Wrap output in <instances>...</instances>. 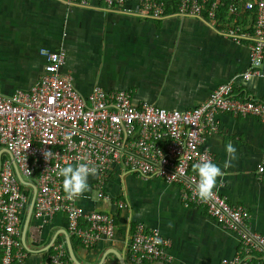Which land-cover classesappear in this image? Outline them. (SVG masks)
Returning <instances> with one entry per match:
<instances>
[{
    "label": "crops",
    "instance_id": "0c3cea01",
    "mask_svg": "<svg viewBox=\"0 0 264 264\" xmlns=\"http://www.w3.org/2000/svg\"><path fill=\"white\" fill-rule=\"evenodd\" d=\"M224 1V8L218 7L212 19L171 14L146 20L96 2L0 0V93L8 95L34 84L44 63L40 50L61 48L64 61L59 72L70 77L81 96L93 86L104 91L120 89L128 91L135 103L181 111L198 105L217 85L233 78V94L264 101V54L249 65L246 43L220 34L227 28L251 33L252 14L242 9L241 1L246 0ZM168 8L167 14L174 13L175 7ZM251 66L260 75L242 78ZM216 120L217 132L202 143L212 156L207 167L211 184L228 203L242 205L249 228L264 235V179H258L254 170L264 161V123L226 113L218 114ZM94 179L93 174L78 173L71 166L62 171V189L74 206L113 217L112 238H101L91 247L78 243L72 247L78 262L76 253L90 264H117L114 252L130 264L123 248L135 222L169 239L170 264H216L236 251L231 233L201 208L181 204L177 186L113 167L104 178L105 198H99ZM118 200L124 208L116 207ZM38 222L29 218L24 232L26 244L35 253L63 236L64 229L60 214L46 219L44 226Z\"/></svg>",
    "mask_w": 264,
    "mask_h": 264
},
{
    "label": "built area",
    "instance_id": "2783aa9c",
    "mask_svg": "<svg viewBox=\"0 0 264 264\" xmlns=\"http://www.w3.org/2000/svg\"><path fill=\"white\" fill-rule=\"evenodd\" d=\"M58 1L80 5L96 2L109 10L146 20L171 14L212 19L223 4L221 0H173L169 6L175 7L174 13L167 14L164 3L157 0ZM241 4L243 10L252 14L251 33L227 28L220 34L244 41L251 65L264 54V0ZM39 53L44 63L36 82L8 95L0 93V264H75L68 257L63 236L53 238L38 253L26 244L25 233L21 241L23 218L31 199L29 218L38 220L39 226L55 214L64 217L63 232L71 250L70 238L85 248L101 238L113 237L110 214L85 212L74 206L71 196L63 191L65 166L78 173L93 174V187L99 198H105L104 178L113 167L141 179L155 178L175 185L183 206L201 208L236 238L234 254L216 264H264V235L249 228L248 212L242 205L228 203L212 186L207 173L212 156L202 147L205 137L217 132L216 116L220 113L252 117L264 123V101L233 94V78L217 85L198 105L181 111L135 103L128 91L120 89L104 91L93 86L81 96L70 77L59 72L63 49ZM250 75L260 73L251 66L241 76ZM254 170L258 179H264V161ZM115 205L125 207L120 200ZM169 246V239L156 229L135 222L129 227L123 250L130 264H170L166 253Z\"/></svg>",
    "mask_w": 264,
    "mask_h": 264
},
{
    "label": "water",
    "instance_id": "95a60500",
    "mask_svg": "<svg viewBox=\"0 0 264 264\" xmlns=\"http://www.w3.org/2000/svg\"><path fill=\"white\" fill-rule=\"evenodd\" d=\"M16 175V178L17 180L22 184L23 181L21 180V178L19 177V175L17 173H15ZM32 190H34V188H32ZM32 198V197H31ZM32 200V199H31ZM31 200L29 202V205H28V211H27V214H26V217L23 221V224H22V231H21V241H23V237H24V231H25V227H26V224H27V221H28V218H29V210L31 208ZM62 235H63V239H64V242H65V245H66V249H67V254H68V257L75 263V264H81L80 262H78L74 256H73V253H72V250L70 248V244H69V241H68V238L67 236L65 235V233L62 231L61 232ZM112 254L114 255L115 257V260H116V263L117 264H125L124 263V260H123V257L119 254H115L114 252H112Z\"/></svg>",
    "mask_w": 264,
    "mask_h": 264
},
{
    "label": "trees",
    "instance_id": "16d2710c",
    "mask_svg": "<svg viewBox=\"0 0 264 264\" xmlns=\"http://www.w3.org/2000/svg\"><path fill=\"white\" fill-rule=\"evenodd\" d=\"M157 1H159V2H163L164 3V12H167L168 10H169V1H171V5H172V1L173 0H157ZM221 1H223V4H222V6L223 7H220V8H224V4H225V1L224 0H221ZM167 3V4H166ZM250 13V12H249ZM216 17H218V14H217V16ZM221 19V18H220ZM222 20H223V18H222ZM113 218V217H112ZM70 242H71V245H72V247L73 248H76V247H78L77 245V242H76V240H74L73 238H70Z\"/></svg>",
    "mask_w": 264,
    "mask_h": 264
},
{
    "label": "rangeland",
    "instance_id": "374dc122",
    "mask_svg": "<svg viewBox=\"0 0 264 264\" xmlns=\"http://www.w3.org/2000/svg\"><path fill=\"white\" fill-rule=\"evenodd\" d=\"M94 196H95V191L94 192L92 191V197H94ZM75 253H76V251H75ZM76 257L80 262H83L85 264H90V262H91V261H87L83 256H79L77 253H76Z\"/></svg>",
    "mask_w": 264,
    "mask_h": 264
}]
</instances>
